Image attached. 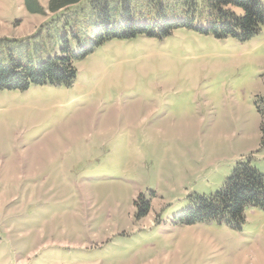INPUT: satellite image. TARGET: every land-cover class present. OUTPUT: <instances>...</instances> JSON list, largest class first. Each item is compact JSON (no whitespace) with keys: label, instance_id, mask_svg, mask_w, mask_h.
I'll use <instances>...</instances> for the list:
<instances>
[{"label":"rangeland","instance_id":"rangeland-1","mask_svg":"<svg viewBox=\"0 0 264 264\" xmlns=\"http://www.w3.org/2000/svg\"><path fill=\"white\" fill-rule=\"evenodd\" d=\"M39 2L46 15L0 0L1 64L92 37L91 0ZM75 66L71 87L0 91V264H264V210L247 207L239 231L175 220L237 163L264 173V27L245 43L114 39Z\"/></svg>","mask_w":264,"mask_h":264},{"label":"trees","instance_id":"trees-1","mask_svg":"<svg viewBox=\"0 0 264 264\" xmlns=\"http://www.w3.org/2000/svg\"><path fill=\"white\" fill-rule=\"evenodd\" d=\"M82 0H50L48 10L58 12L80 4ZM96 27H89L88 43L83 45L72 33L63 38L59 54L38 63L25 64L13 55L8 64L0 63V91H26L31 86L71 87L77 78L75 63L85 59L110 40L137 37L164 40L177 30H192L212 35L217 40L236 39L245 43L264 27L262 0H91ZM36 15H46L39 0H26ZM264 131V108H259ZM264 145V140H263ZM191 204L175 217L176 224L193 225L216 222L239 231L246 222L247 207L264 210V173L252 161L239 162L223 187L215 194L191 197ZM138 217L146 216L150 204L136 202Z\"/></svg>","mask_w":264,"mask_h":264}]
</instances>
